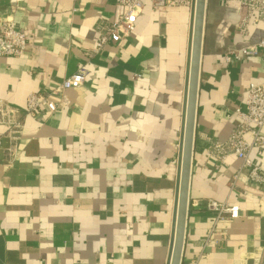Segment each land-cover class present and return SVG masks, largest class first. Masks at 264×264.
<instances>
[{"label":"crops","instance_id":"1","mask_svg":"<svg viewBox=\"0 0 264 264\" xmlns=\"http://www.w3.org/2000/svg\"><path fill=\"white\" fill-rule=\"evenodd\" d=\"M113 8L110 0H0V21L27 42L23 56H0V103L21 122L15 140L0 125V264L166 262L189 9L156 11L145 1L129 37L88 55ZM245 12L207 0L181 264H260L264 252V188L234 155L221 163L206 152L236 126L248 84L264 81L262 54L224 59L264 37V19L239 33ZM80 67L83 84L64 91L54 112L23 111L30 93ZM250 159L264 170V149ZM209 199L238 205V217L215 222Z\"/></svg>","mask_w":264,"mask_h":264},{"label":"built area","instance_id":"2","mask_svg":"<svg viewBox=\"0 0 264 264\" xmlns=\"http://www.w3.org/2000/svg\"><path fill=\"white\" fill-rule=\"evenodd\" d=\"M114 8L110 21L101 20L97 25L98 39L92 48L86 50L90 56L97 54L109 42L116 43L129 37L135 30L136 22L140 16L145 1H148L153 10L166 8L184 7L189 9L191 0H110ZM243 5L246 9L245 15L238 24L241 35L248 32L249 22L255 18L264 19V0H230ZM27 47L26 36L23 31L17 29L10 21H0V56L21 57ZM262 54L264 71V37L254 44L245 45L239 50L228 51L224 59L226 62L240 60L244 57H256ZM87 75V70L80 67L74 73L65 77L57 86L46 93H30L25 101L23 111L26 114H34L41 107L49 112L57 109V99L68 89L80 87ZM18 111L14 107L0 103V125L7 127L6 135L11 140L17 139L20 133L21 122L17 118ZM236 126L231 130L228 138L224 141H211L207 154L210 158L224 162L228 155L232 154L242 162L247 169L248 181L264 188V170L250 159L252 151L259 156L264 149V81L261 83H250L245 90L244 100L241 106L234 109ZM4 134L0 133V149L2 147ZM11 152V147L6 149ZM205 208L214 213L215 222L227 216L236 219L239 215V207L236 204L218 202L213 199L205 201ZM213 231V229H212ZM225 234L222 239H225ZM188 264H196L192 261ZM264 264V252L260 261Z\"/></svg>","mask_w":264,"mask_h":264},{"label":"water","instance_id":"3","mask_svg":"<svg viewBox=\"0 0 264 264\" xmlns=\"http://www.w3.org/2000/svg\"><path fill=\"white\" fill-rule=\"evenodd\" d=\"M207 0H191L177 144L176 175L165 264H181L188 209L200 56Z\"/></svg>","mask_w":264,"mask_h":264}]
</instances>
